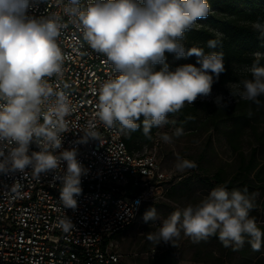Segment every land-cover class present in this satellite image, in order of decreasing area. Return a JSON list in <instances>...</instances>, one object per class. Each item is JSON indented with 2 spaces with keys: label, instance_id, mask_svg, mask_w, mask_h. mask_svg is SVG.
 I'll list each match as a JSON object with an SVG mask.
<instances>
[{
  "label": "clouds",
  "instance_id": "obj_1",
  "mask_svg": "<svg viewBox=\"0 0 264 264\" xmlns=\"http://www.w3.org/2000/svg\"><path fill=\"white\" fill-rule=\"evenodd\" d=\"M32 0H0V173L23 172L31 168L36 175L59 170L60 201L64 208L77 207L82 193L81 177L88 170L77 159V149H61L62 134L69 131L66 117L75 109L63 91H54L48 79L62 78L65 54L57 40L66 26L58 14L29 15ZM64 14L82 33L83 40L102 54L116 75L100 82L93 92L98 95L88 130L79 143L99 140L97 122L107 128L119 125L127 133L141 125L147 135L153 127L168 123V115L177 113L197 98H207L212 86L225 72L222 51L185 46V34L197 21L211 13L209 0H68ZM251 27L264 36V22L252 21ZM209 49L217 48L223 34L212 30ZM166 53L177 59L195 56L194 64L170 70ZM264 54L253 53L249 68L251 79H244L238 95L244 101L261 105L264 97ZM163 65L156 70V65ZM231 95H235L231 93ZM54 97V99H53ZM218 109L229 101L216 96ZM183 134L177 128L174 135ZM165 142L171 137L163 135ZM35 143L39 151H31ZM66 165V167H62ZM189 160H179L183 172L196 168ZM254 194L247 190H229L226 185L212 188L197 203L178 207L161 218L155 207L143 214V222L159 220L148 239L177 246L181 234L193 242L217 237L224 247L234 251L247 243L253 251L264 244V231L250 211ZM65 232L74 225L69 217L60 220Z\"/></svg>",
  "mask_w": 264,
  "mask_h": 264
},
{
  "label": "built area",
  "instance_id": "obj_2",
  "mask_svg": "<svg viewBox=\"0 0 264 264\" xmlns=\"http://www.w3.org/2000/svg\"><path fill=\"white\" fill-rule=\"evenodd\" d=\"M67 3L32 0L28 14H58L66 25L57 40L65 54L63 76L47 78L75 109L66 117L69 131L62 134L57 152L76 148L88 172L81 177L75 209L64 208L60 201L59 170L36 175L29 167L0 173V264H121L116 236L137 220L146 203L162 198L173 184L156 146L129 150L118 125L107 128L97 122L99 140L79 143L95 112L98 95L93 88L116 73L69 22L63 11ZM31 151H39L35 143ZM66 217L74 225L68 232L60 226Z\"/></svg>",
  "mask_w": 264,
  "mask_h": 264
},
{
  "label": "rangeland",
  "instance_id": "obj_3",
  "mask_svg": "<svg viewBox=\"0 0 264 264\" xmlns=\"http://www.w3.org/2000/svg\"><path fill=\"white\" fill-rule=\"evenodd\" d=\"M245 69L246 67H243L241 73ZM244 79L245 76H241V81ZM221 88L222 91H212L209 97H198L197 100L213 102L215 106L214 98L218 95L229 101L228 105L242 100L238 95V90H242L240 82L226 83ZM259 99L262 104L257 105L255 120L251 121L257 132L264 131V97ZM245 105L252 107L254 103ZM198 111L196 118L191 119L187 126L182 128L181 136L174 135L178 128L176 117L168 116V123L157 129L151 143L143 145L147 148L156 146V153L165 170L172 176L173 184L162 198L146 203L137 220L116 236L121 264H264V244L259 251H253L247 243V237L244 246L237 251L232 247H224L215 237L193 242L181 234L176 247L163 242L157 245L148 239V234L156 231L159 220L150 225L144 223L142 217L146 210L155 207L158 215L165 218L178 207L197 203L202 195L221 185L211 179L216 171L222 170L225 177H229L239 166L238 151L231 149L225 135L226 132L235 133L239 125L236 126L230 117H221L222 113L217 109L200 106ZM252 131V127L247 124L242 130L243 135L239 137V145L245 153L249 152L253 145ZM163 135L170 136L171 141L165 142ZM185 159L195 162L196 168L179 171L176 164ZM261 160L264 162V159ZM257 197L258 194L250 215L256 218L257 224L264 225V207L258 206Z\"/></svg>",
  "mask_w": 264,
  "mask_h": 264
},
{
  "label": "trees",
  "instance_id": "obj_4",
  "mask_svg": "<svg viewBox=\"0 0 264 264\" xmlns=\"http://www.w3.org/2000/svg\"><path fill=\"white\" fill-rule=\"evenodd\" d=\"M211 13L206 19L197 21L195 29L186 32L185 46L190 48L193 45L204 48L205 52L222 51L224 53L225 72L219 76L212 86V91H222L221 87L226 83L239 84L241 76L251 79L249 68L253 62V53L264 54V36L251 27V22L259 20L264 22V0H209ZM212 30L223 34L220 45L215 49L207 47V41L212 39ZM166 63L170 70L184 64H194L197 67V58L193 55L187 58L177 59L174 54L166 53ZM264 64V59L261 61ZM163 65H156L159 70ZM243 67H246L243 73ZM249 101L239 100L227 108L218 109L213 102L196 100L193 105L186 104L177 113L168 116L176 117V126L185 128L189 121L199 114L198 107L208 106L217 109L222 113L221 117H230L236 123L235 133L226 132L228 143L233 151H238V165L235 172L229 177L224 175L222 170L216 171L212 175V180L216 184L226 185L229 190H247L249 194H258L257 204L264 207V131L257 132L252 120H255L257 105L247 107ZM213 111V110H212ZM143 118L141 117V127L135 132H124V141L129 150H137L141 146L150 144L157 127H153L146 135L143 131ZM250 125L254 135L253 145L249 152L245 153L239 145V137L243 135L242 130L245 125ZM118 125V124H117ZM119 126V125H118ZM264 231L263 224H257ZM215 237V236H213ZM217 238V237H215Z\"/></svg>",
  "mask_w": 264,
  "mask_h": 264
}]
</instances>
